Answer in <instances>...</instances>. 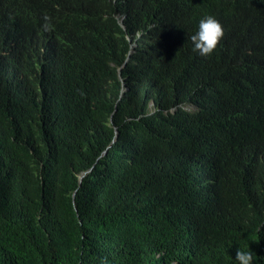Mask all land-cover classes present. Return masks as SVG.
<instances>
[{
    "label": "trees",
    "instance_id": "16d2710c",
    "mask_svg": "<svg viewBox=\"0 0 264 264\" xmlns=\"http://www.w3.org/2000/svg\"><path fill=\"white\" fill-rule=\"evenodd\" d=\"M239 248L264 264V0H0V264Z\"/></svg>",
    "mask_w": 264,
    "mask_h": 264
},
{
    "label": "clouds",
    "instance_id": "9594fccd",
    "mask_svg": "<svg viewBox=\"0 0 264 264\" xmlns=\"http://www.w3.org/2000/svg\"><path fill=\"white\" fill-rule=\"evenodd\" d=\"M45 19L47 20V17H45ZM119 25L123 27L122 19L119 20ZM45 27H47V24L45 25ZM223 35H224L223 26L221 25L219 20L212 15L205 16L199 21L196 32L190 37L192 42V51L201 57L210 56L216 50ZM128 41L131 42L130 39H128ZM131 54L132 51L128 53L125 64L129 60V56ZM121 68L122 67L118 68L117 72H118V77L121 80V84H122L121 91L124 92L125 89L123 87V80L121 78ZM151 105L152 104H150V106ZM180 107L186 113H194L197 110V105L195 103H187L181 105ZM235 261L237 262V264H254L255 262L254 252L239 248L236 253Z\"/></svg>",
    "mask_w": 264,
    "mask_h": 264
},
{
    "label": "rangeland",
    "instance_id": "374dc122",
    "mask_svg": "<svg viewBox=\"0 0 264 264\" xmlns=\"http://www.w3.org/2000/svg\"><path fill=\"white\" fill-rule=\"evenodd\" d=\"M150 108H152V105L150 106Z\"/></svg>",
    "mask_w": 264,
    "mask_h": 264
}]
</instances>
